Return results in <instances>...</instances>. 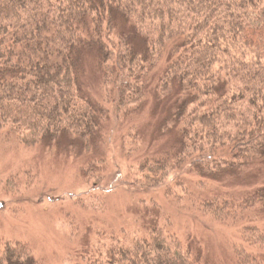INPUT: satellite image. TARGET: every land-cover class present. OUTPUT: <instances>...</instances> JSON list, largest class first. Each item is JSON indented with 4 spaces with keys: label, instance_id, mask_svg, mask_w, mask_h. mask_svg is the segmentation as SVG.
Here are the masks:
<instances>
[{
    "label": "trees",
    "instance_id": "trees-1",
    "mask_svg": "<svg viewBox=\"0 0 264 264\" xmlns=\"http://www.w3.org/2000/svg\"><path fill=\"white\" fill-rule=\"evenodd\" d=\"M166 58L159 92L176 90L168 122L177 145L145 158L133 182L153 189L185 166L215 178L254 173L264 161V0H0V135L26 148L65 136L90 151L106 112L85 88L86 66L125 119L143 111ZM130 135L129 153L138 146ZM215 201L200 206L206 216L242 222L245 212L264 214V184L231 214ZM139 230L106 232L74 264H210L162 225ZM259 231L241 226L227 264H264ZM28 244L0 239V264H39Z\"/></svg>",
    "mask_w": 264,
    "mask_h": 264
},
{
    "label": "rangeland",
    "instance_id": "rangeland-1",
    "mask_svg": "<svg viewBox=\"0 0 264 264\" xmlns=\"http://www.w3.org/2000/svg\"><path fill=\"white\" fill-rule=\"evenodd\" d=\"M168 61L154 74L143 111L125 119L103 98L93 62L86 66L85 88L106 112L90 151L77 142L70 145L65 136L51 147L26 148L6 131L0 135L1 240L29 243L39 264H74L80 252L103 234L125 228L143 235L142 225L159 224L196 244L210 264H227L241 226L264 234L262 213L248 211L240 217L242 222L221 224L200 208L222 199L234 205L224 215L233 212L245 194L264 184V161L250 167L254 173L248 169L250 178L230 171L215 178L185 166L153 189L133 182L141 178L137 171L145 158L177 145V133L168 122L176 90L170 96L159 92ZM132 132L138 134V148L129 153ZM90 160L95 165L86 173L83 168Z\"/></svg>",
    "mask_w": 264,
    "mask_h": 264
},
{
    "label": "water",
    "instance_id": "water-1",
    "mask_svg": "<svg viewBox=\"0 0 264 264\" xmlns=\"http://www.w3.org/2000/svg\"><path fill=\"white\" fill-rule=\"evenodd\" d=\"M3 207V205L2 204H0V208H2Z\"/></svg>",
    "mask_w": 264,
    "mask_h": 264
}]
</instances>
